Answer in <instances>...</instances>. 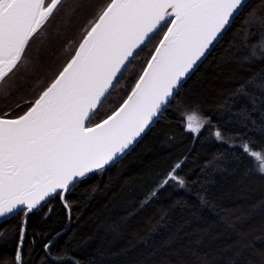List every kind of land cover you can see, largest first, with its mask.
<instances>
[{
  "label": "trees",
  "instance_id": "obj_1",
  "mask_svg": "<svg viewBox=\"0 0 264 264\" xmlns=\"http://www.w3.org/2000/svg\"><path fill=\"white\" fill-rule=\"evenodd\" d=\"M89 2L73 8L69 24L60 17V29L80 28L77 18ZM253 12L264 18L261 0L247 2L122 158L70 186L63 200L50 197L27 215L3 219L0 264H17V252L22 264H264V174L236 146L247 142L264 150V60L244 59L264 35L260 24H245ZM41 36L36 45L46 60L60 58L69 38L56 36L59 46L52 47V40L45 44L49 36ZM158 42L148 43L127 66L93 123L122 103ZM192 110L209 121L199 134L187 131L182 120ZM216 128L223 140L211 135ZM181 160L177 175L185 186L170 181L149 200Z\"/></svg>",
  "mask_w": 264,
  "mask_h": 264
},
{
  "label": "snow or ice",
  "instance_id": "obj_2",
  "mask_svg": "<svg viewBox=\"0 0 264 264\" xmlns=\"http://www.w3.org/2000/svg\"><path fill=\"white\" fill-rule=\"evenodd\" d=\"M61 3L0 0V85L7 83L30 40ZM246 4L247 0H107L58 75L37 98L25 101L27 110L14 118L10 111L0 113V217L27 215L50 197L63 200L70 186L117 161L149 129L174 90ZM257 23L264 27V18L254 12L245 21ZM249 35L246 30L245 41ZM157 38L126 98L93 123L110 90L119 86L123 71ZM244 59L264 60V35L249 46ZM182 120L186 130L196 134L209 124L197 110ZM211 135L224 139L219 128ZM236 146L264 174V150H254L247 142ZM182 163L171 168L149 200L170 181L185 186V179L177 175ZM20 260L17 252V264Z\"/></svg>",
  "mask_w": 264,
  "mask_h": 264
},
{
  "label": "rangeland",
  "instance_id": "obj_3",
  "mask_svg": "<svg viewBox=\"0 0 264 264\" xmlns=\"http://www.w3.org/2000/svg\"><path fill=\"white\" fill-rule=\"evenodd\" d=\"M83 0H62L54 14L49 18L48 22L43 28L30 40L28 47L25 50L24 58L20 65L7 79V83L0 85V113L9 110L10 112H24L28 108L25 101H31L37 98L38 94L47 87L50 82L58 75L59 71L66 65L74 54L75 49L78 47L79 42L84 34V29L88 26L89 21L94 18L99 8L103 7L107 0H91L88 6L84 7V12L77 18V25L82 26L77 29H68L63 27L60 29L62 23H56L60 17L64 18L69 24L71 11L75 6H81ZM87 14V15H86ZM89 15V18L87 16ZM56 24H59L56 26ZM65 25V24H64ZM59 26V27H58ZM68 29V30H66ZM53 33V35H52ZM38 35H47V46H59L58 41L55 39L59 36L63 39L69 38L66 43V50L60 58L46 60L45 52L41 53V49L37 43ZM42 48V47H41ZM70 53L69 59L64 60V56ZM66 55V56H67ZM64 60V61H63ZM31 85L30 90L27 89L25 83ZM20 105L18 108L17 105ZM92 174V173H91ZM89 174V175H91Z\"/></svg>",
  "mask_w": 264,
  "mask_h": 264
},
{
  "label": "water",
  "instance_id": "obj_4",
  "mask_svg": "<svg viewBox=\"0 0 264 264\" xmlns=\"http://www.w3.org/2000/svg\"><path fill=\"white\" fill-rule=\"evenodd\" d=\"M249 0H247V2H248ZM236 17V16H235ZM233 22V20L232 21H230V25H231V23ZM229 25V26H230ZM229 26H227L226 27V30L224 31V33L222 34V36L221 37H218L217 38V41H214L213 42V46H211L210 47V49H209V51H207L206 53H205V56L204 57H201V60L200 61H198L197 62V64L194 66V68H193V70L188 74V76H186L183 80H182V82H181V86L178 88V89H176V90H174V93H173V97L175 96V94L177 93V91L182 87V85L184 84V82L189 78V76L196 70V68L202 63V61L207 57V55L211 52V50L216 46V44L221 40V38L223 37V35L225 34V32L227 31V29L229 28ZM111 91V90H110ZM173 97H171L170 98V102H171V100L173 99ZM103 103V102H102ZM170 104V103H169ZM168 104V105H169ZM167 105V106H168ZM166 106V107H167ZM166 107L162 110V113L165 111V109H166ZM162 113L157 117V118H154V121H153V124L157 121V119L162 115ZM152 124V125H153ZM152 125H150L149 126V128L152 126ZM149 129H146V131H145V133L148 131ZM145 133H143L142 134V136L140 137V138H138V140H137V142L145 135ZM136 142V143H137ZM136 143H134V145L136 144ZM134 145H132V146H130V148L128 149V150H126V152L124 153V154H122L121 155V157H119L118 158V160L120 159V158H122L129 150H131V148L134 146ZM117 160V161H118ZM116 162V161H115ZM115 162H113V163H115ZM112 164V163H111ZM107 166V165H106ZM65 198V194H63V199ZM42 203V202H41ZM11 215H13V214H10V215H8V216H6V217H0V222L3 220V219H5V218H7V217H9V216H11Z\"/></svg>",
  "mask_w": 264,
  "mask_h": 264
},
{
  "label": "bare ground",
  "instance_id": "obj_5",
  "mask_svg": "<svg viewBox=\"0 0 264 264\" xmlns=\"http://www.w3.org/2000/svg\"><path fill=\"white\" fill-rule=\"evenodd\" d=\"M181 161H183V160H181ZM181 161H178L177 163H180ZM176 163V164H177ZM182 165V164H181ZM180 169V168H179ZM179 169H177V171L179 170ZM70 212V211H69ZM19 264H22L21 262H19Z\"/></svg>",
  "mask_w": 264,
  "mask_h": 264
}]
</instances>
